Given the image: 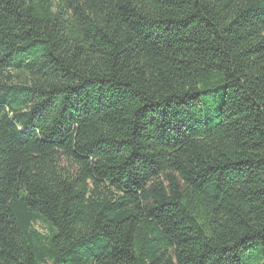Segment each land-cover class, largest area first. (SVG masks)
Here are the masks:
<instances>
[{
    "label": "trees",
    "instance_id": "trees-1",
    "mask_svg": "<svg viewBox=\"0 0 264 264\" xmlns=\"http://www.w3.org/2000/svg\"><path fill=\"white\" fill-rule=\"evenodd\" d=\"M0 264H264V0H0Z\"/></svg>",
    "mask_w": 264,
    "mask_h": 264
}]
</instances>
